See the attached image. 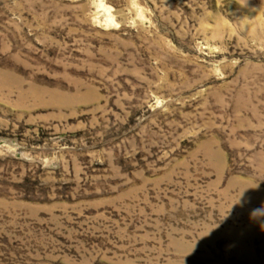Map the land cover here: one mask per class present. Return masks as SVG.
Instances as JSON below:
<instances>
[{"label":"rangeland","instance_id":"1","mask_svg":"<svg viewBox=\"0 0 264 264\" xmlns=\"http://www.w3.org/2000/svg\"><path fill=\"white\" fill-rule=\"evenodd\" d=\"M0 264H264V0H0Z\"/></svg>","mask_w":264,"mask_h":264},{"label":"clouds","instance_id":"2","mask_svg":"<svg viewBox=\"0 0 264 264\" xmlns=\"http://www.w3.org/2000/svg\"><path fill=\"white\" fill-rule=\"evenodd\" d=\"M242 203L245 204V199L242 200ZM257 210H259V209H251L250 212L257 211Z\"/></svg>","mask_w":264,"mask_h":264}]
</instances>
